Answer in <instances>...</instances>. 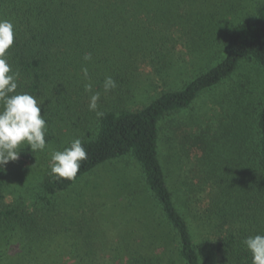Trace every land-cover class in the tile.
Masks as SVG:
<instances>
[{
	"label": "trees",
	"instance_id": "trees-1",
	"mask_svg": "<svg viewBox=\"0 0 264 264\" xmlns=\"http://www.w3.org/2000/svg\"><path fill=\"white\" fill-rule=\"evenodd\" d=\"M238 2L0 0V19L15 26L7 59L12 71L20 73L17 92L30 93L43 102L46 142L54 137L55 129L64 127L73 132L74 139H81L87 151L74 180L50 174L42 178L37 202L50 204L107 162L131 157L140 171L158 216L145 218L149 245L127 253L115 249L114 257L119 252L124 255L115 258L119 264H252L242 241L264 235V4L256 8L253 19L228 24L224 13ZM209 25H225L223 38H213L218 48L200 57L207 63L192 75V65L190 70L181 48L186 47L195 61L201 53L191 48L192 31ZM208 37L202 36L199 42ZM185 41H190L189 47ZM88 54L92 58L86 61ZM245 58L261 71L258 99L240 104L234 111L238 114L233 112L212 140L204 134L197 137L193 147L202 150L198 167L189 168L183 189L175 191L160 158L165 120L229 79ZM172 61L183 64L181 83L168 80ZM83 68L88 70L87 77ZM108 76L116 87L105 91ZM155 76L163 86L156 96L151 95ZM87 84L92 86L90 92ZM96 93L98 111L103 112L99 118L88 107ZM216 146L219 150L212 154ZM7 165L0 167V198ZM23 217L14 209L0 211V224L22 221L19 226L25 231L19 237L24 259L37 252L35 245L44 237ZM9 238L0 240V259L12 244ZM155 248L163 254L154 256ZM8 264L16 263L8 259Z\"/></svg>",
	"mask_w": 264,
	"mask_h": 264
},
{
	"label": "rangeland",
	"instance_id": "rangeland-1",
	"mask_svg": "<svg viewBox=\"0 0 264 264\" xmlns=\"http://www.w3.org/2000/svg\"><path fill=\"white\" fill-rule=\"evenodd\" d=\"M263 4L264 0H240L238 4H232L233 9L227 8L223 18L228 24L251 20L256 8ZM225 28V25L222 28L209 25L208 29L196 27L192 31L195 39L190 40L191 48L199 49L201 53L196 52L195 61H192L186 47L183 49L179 46L185 60L191 63L187 62L186 65H192V75L207 63L205 58L200 57H206L218 48L213 38H223ZM201 35L211 37L199 42ZM198 36L201 37L198 39ZM190 41L184 44L188 46ZM175 63L172 61L168 80L171 82L174 79L178 83L181 81L179 73L183 64ZM147 70L145 68V72ZM146 82L141 85L143 91ZM154 82L151 95L156 96L163 86L157 76ZM261 84L260 69L252 59L245 58L229 79L204 91L187 110L165 120L161 131L160 158L170 188L182 190V181L189 168L194 170L198 167L197 159L201 157L202 150L193 147L197 137L204 134L212 140L219 135V127L228 124L229 117L240 104H248L249 101L252 104L251 101L258 99ZM60 128L54 130V137L46 142L47 147L43 151L33 152L30 146L21 145L18 159L10 161L5 169L0 211L14 209L23 213L26 224L38 229L44 238L35 245L38 247L37 252L23 259L22 256L26 255L19 237L25 231L19 226L22 221L0 224V240L5 242L6 237H10L8 243H12L0 259L1 264H8V259L16 264H119L115 258L124 255L119 252L114 257L116 248L127 253L150 243L145 242V218H157L158 215L131 157L97 167L80 178L68 191L54 197L50 204L37 202L39 184L51 171L49 162L52 150L62 151L74 140L70 129ZM218 150L216 146L211 153L215 154ZM215 160L216 157L212 163L215 164ZM160 253L163 254L160 248L153 251L154 256Z\"/></svg>",
	"mask_w": 264,
	"mask_h": 264
},
{
	"label": "clouds",
	"instance_id": "clouds-1",
	"mask_svg": "<svg viewBox=\"0 0 264 264\" xmlns=\"http://www.w3.org/2000/svg\"><path fill=\"white\" fill-rule=\"evenodd\" d=\"M15 26L8 19H0V167L19 157L21 145L30 146L33 152L46 149L47 122L41 115L42 101L30 93H18L19 71L13 72L7 59V52L14 43ZM91 54L84 59L91 60ZM85 77L87 68L82 69ZM116 87L111 76L105 78L104 89ZM91 91V84L85 86ZM99 93L90 97L89 110L102 117L98 111ZM87 159V151L81 139L76 138L62 151L52 150L49 162L50 174L56 179L74 180L81 162ZM252 255V264H264V235L249 236L242 241Z\"/></svg>",
	"mask_w": 264,
	"mask_h": 264
}]
</instances>
